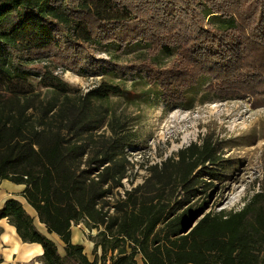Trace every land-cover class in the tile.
<instances>
[{"label":"trees","instance_id":"1","mask_svg":"<svg viewBox=\"0 0 264 264\" xmlns=\"http://www.w3.org/2000/svg\"><path fill=\"white\" fill-rule=\"evenodd\" d=\"M137 46L145 58L117 60ZM57 67L138 76L155 105L188 110L212 95L264 107V0H0V183L25 186L65 254L21 200L0 220L40 243L44 264H264V178L241 209L208 210L223 163L206 134L125 188L139 143L112 98L135 92L108 80L80 91ZM81 223L97 230L93 260L72 241Z\"/></svg>","mask_w":264,"mask_h":264},{"label":"rangeland","instance_id":"2","mask_svg":"<svg viewBox=\"0 0 264 264\" xmlns=\"http://www.w3.org/2000/svg\"><path fill=\"white\" fill-rule=\"evenodd\" d=\"M98 56L109 58L106 53ZM145 57V48L137 46L128 49L117 60L131 62ZM172 58L162 56L160 62L169 63ZM109 72L101 68L94 75L88 68L83 71L62 67L55 69V73L80 91L108 80L135 92V95L130 94L134 100L125 96L112 98L117 113L128 117L133 123L139 143L129 153L136 165L129 180L124 181L125 188L144 181L148 174L146 166L160 162L180 148L210 134L221 149L223 166L219 170L220 177L213 180L214 186L209 190L208 210H239L259 191V184L264 178V107L255 109L245 99H219L212 95L205 99L199 95L194 106L188 110L167 107L163 103L150 104L138 94L147 87L142 82H134L138 81V76L129 74L124 79L121 72ZM31 79L34 82L38 80L37 77ZM119 191L123 192V189ZM115 198L117 196L111 201ZM96 232V229L90 231L86 227L84 235L87 238L88 234ZM85 252L90 260L95 258L92 251ZM138 261L143 264L141 258Z\"/></svg>","mask_w":264,"mask_h":264},{"label":"crops","instance_id":"3","mask_svg":"<svg viewBox=\"0 0 264 264\" xmlns=\"http://www.w3.org/2000/svg\"><path fill=\"white\" fill-rule=\"evenodd\" d=\"M23 184H16L10 180H3L0 183V208L9 198H17L23 202L27 212L34 218L38 230L53 239L58 245L62 255L65 254L64 243L56 234H50L46 226L35 216L34 210L22 197ZM86 227L83 224L72 226V241L85 246V251L93 250V242L84 235ZM43 246L38 242H25L20 237L16 227L7 218L0 220V264H44L42 255ZM86 253V252H85ZM87 254V253H86Z\"/></svg>","mask_w":264,"mask_h":264},{"label":"water","instance_id":"4","mask_svg":"<svg viewBox=\"0 0 264 264\" xmlns=\"http://www.w3.org/2000/svg\"><path fill=\"white\" fill-rule=\"evenodd\" d=\"M188 229H189V228H187V229L185 230V232H187V231H188Z\"/></svg>","mask_w":264,"mask_h":264},{"label":"built area","instance_id":"5","mask_svg":"<svg viewBox=\"0 0 264 264\" xmlns=\"http://www.w3.org/2000/svg\"><path fill=\"white\" fill-rule=\"evenodd\" d=\"M129 158H130V156H129Z\"/></svg>","mask_w":264,"mask_h":264}]
</instances>
